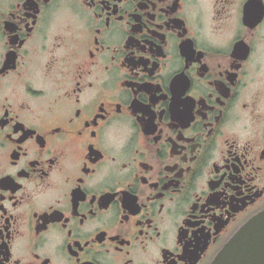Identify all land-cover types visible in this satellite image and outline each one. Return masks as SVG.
<instances>
[{
    "label": "flooded vegetation",
    "instance_id": "af4514ba",
    "mask_svg": "<svg viewBox=\"0 0 264 264\" xmlns=\"http://www.w3.org/2000/svg\"><path fill=\"white\" fill-rule=\"evenodd\" d=\"M264 212V0H0V264H212Z\"/></svg>",
    "mask_w": 264,
    "mask_h": 264
},
{
    "label": "water",
    "instance_id": "95a60500",
    "mask_svg": "<svg viewBox=\"0 0 264 264\" xmlns=\"http://www.w3.org/2000/svg\"><path fill=\"white\" fill-rule=\"evenodd\" d=\"M212 264H264V212L243 226Z\"/></svg>",
    "mask_w": 264,
    "mask_h": 264
}]
</instances>
